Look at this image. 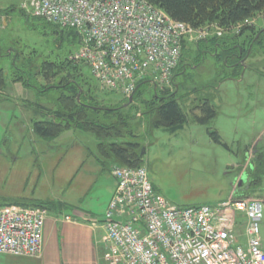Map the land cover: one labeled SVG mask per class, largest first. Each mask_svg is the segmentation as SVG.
<instances>
[{
	"label": "rangeland",
	"instance_id": "374dc122",
	"mask_svg": "<svg viewBox=\"0 0 264 264\" xmlns=\"http://www.w3.org/2000/svg\"><path fill=\"white\" fill-rule=\"evenodd\" d=\"M23 5L24 0H0L1 10L11 8L2 19L6 29L0 28L4 53L8 54L0 59V67L9 76L0 96V204L44 205L49 215L60 210L70 212L76 206L100 220L115 193L117 181L111 171L118 164L97 159L99 139L93 133L64 128L54 138L37 135L33 120L43 115L35 111L36 104L55 109L60 91L44 94L14 81L10 76L11 62L19 54L18 64H33L37 74L34 81L45 88H63L68 81L77 79L85 91L89 89L94 95V102L103 107L123 104L129 98L103 88L85 63L73 61L72 55L80 44L70 35L72 29L62 28L66 40L61 39L52 28L44 29L49 24L32 17ZM254 19L257 29L264 26L263 14ZM201 41L192 38L183 46L181 60L191 61L186 68L187 80L176 76L173 81L175 70L171 84L160 87L176 90L179 83L184 86L177 93L187 115L184 128L172 132L149 127L146 116H141L145 108L138 103L139 118L133 119L131 125L145 148L144 165L156 194L179 207L214 206L229 197L264 201V177L259 186L248 188L250 169L257 167L253 159L257 153H263L264 158V49H254L240 78L223 79L224 73L217 71L219 58H214L213 50L206 49ZM206 51L212 55H205L197 64L198 56H204ZM44 68L49 79L41 73ZM208 83L218 84L213 89L205 86ZM149 85L155 87L153 83ZM196 88L200 90L193 92ZM154 90L148 86L143 99L151 100ZM205 97L213 99L217 116L202 124L195 118L199 110L193 108ZM26 101L33 103L32 109ZM260 170V176L264 175V166ZM239 228L242 234L244 228ZM44 229L45 224L44 247H55L51 227ZM260 232L264 244V223Z\"/></svg>",
	"mask_w": 264,
	"mask_h": 264
},
{
	"label": "built area",
	"instance_id": "2783aa9c",
	"mask_svg": "<svg viewBox=\"0 0 264 264\" xmlns=\"http://www.w3.org/2000/svg\"><path fill=\"white\" fill-rule=\"evenodd\" d=\"M23 6L34 18L79 32L73 61L85 63L103 88L127 97L145 81L168 87L187 40L225 32L215 23L175 20L148 0H24ZM112 174L117 187L103 218L107 264H264V201L230 197L179 207L156 194L145 165H116ZM47 212L1 206L0 254L40 256Z\"/></svg>",
	"mask_w": 264,
	"mask_h": 264
},
{
	"label": "trees",
	"instance_id": "16d2710c",
	"mask_svg": "<svg viewBox=\"0 0 264 264\" xmlns=\"http://www.w3.org/2000/svg\"><path fill=\"white\" fill-rule=\"evenodd\" d=\"M148 1L162 8L173 19L189 23L194 27L215 23L225 29L222 36L214 35L211 38L201 41L205 43L203 46H206V49L210 50L211 48L213 50L215 53V57L213 55L214 58H219L220 65H218L217 71L220 70V72L222 71L224 73L223 79L240 78V74L244 69L242 61L247 55L251 56L250 54H252L255 48H264V32L256 36V23H247V20H252L260 14L264 15V0ZM10 11L11 8L0 9V28L2 26L4 27L3 17L10 14ZM49 25H44V29L50 27L56 36L66 40L62 29L52 24ZM238 25L242 26L237 28ZM69 33L76 41V32L70 30ZM4 42V38H0V59L7 58L4 56L8 55L4 53L6 51ZM6 42L13 44L9 40ZM208 52L210 53V51ZM208 52H204V56H198L197 64L205 59V55H212ZM19 56V54H16V59L11 62L12 72L10 76L14 81L21 82L25 87L33 88L44 94L52 90L60 91L56 98L58 107H55V109H51L45 104H36L38 110L35 111L37 113L40 112L43 117L33 120V131L41 137L54 138L64 128H76L93 133L99 139L97 150L100 157L98 159L111 160L114 165L143 166L145 162L144 156H141L142 143L137 140L139 139V134L131 125L133 119L139 118V112H136L139 109L138 103L143 104V108L145 109L141 112V116H143L142 118L146 116L149 127L151 128H164L176 132L184 128L187 122V115L181 107L179 97H177L178 90L181 89L182 85L180 83L176 91L170 88L154 87L149 85V81H145L139 85L132 102L127 99V102L123 104L119 103L103 107L94 102V95H92L89 89L85 91L83 85L77 79L68 81L63 88L59 86L45 88L37 84L34 81L37 78V74L33 72V69H36V67L29 62L18 64L17 57ZM192 56L194 57L193 54ZM188 60H181L177 67L178 72L176 69L174 73L173 81L178 76L181 78L185 76L187 80L186 68L191 63ZM71 64L72 68L77 69V65ZM49 66L52 67L50 63ZM4 70V68L0 67V96L8 85L9 76L6 77ZM46 71L44 68L41 73L44 74L45 78L49 79V76L45 73ZM217 84L208 83L205 86L214 89L217 87ZM148 86L152 87L153 90L155 89L151 100L143 99V93ZM182 87L184 86L182 85ZM199 90L196 88L193 92ZM200 101L201 103L194 107L193 111L199 110L200 113L194 112L195 118L198 122L205 124L217 116V109L213 104V99L205 97ZM26 102V106L32 109L33 103ZM134 109L135 111H133ZM213 135L216 136V139H219L216 133H213ZM262 155L263 153L254 155L255 158L253 160H256L257 167L255 169L253 168L254 170L250 169L248 188L251 186L257 187L263 181L264 175L260 176V167L264 166V158ZM241 194L243 195V193ZM43 203L47 205L53 204L51 202ZM21 205L30 206L22 203ZM32 206L45 207L44 205Z\"/></svg>",
	"mask_w": 264,
	"mask_h": 264
},
{
	"label": "crops",
	"instance_id": "0c3cea01",
	"mask_svg": "<svg viewBox=\"0 0 264 264\" xmlns=\"http://www.w3.org/2000/svg\"><path fill=\"white\" fill-rule=\"evenodd\" d=\"M98 157L100 156H97V159ZM113 196L114 193L111 199ZM10 203L16 202H3L0 207ZM48 215L44 223L45 229L51 227L50 232H54L51 234L55 236V247H44L43 239L40 256L21 257L0 254V264H107L103 218L100 220L92 218L89 213L76 206H73L70 212L60 210ZM262 246L264 249L263 243Z\"/></svg>",
	"mask_w": 264,
	"mask_h": 264
},
{
	"label": "flooded vegetation",
	"instance_id": "af4514ba",
	"mask_svg": "<svg viewBox=\"0 0 264 264\" xmlns=\"http://www.w3.org/2000/svg\"><path fill=\"white\" fill-rule=\"evenodd\" d=\"M264 32V26L263 27H261V28H259V29H257V31H256V36H259L260 34H262ZM239 45H241V44H239ZM247 46V45H246ZM251 48V47H250ZM249 48V49H250ZM248 49V50H249ZM262 49H264V48H262ZM248 53H250V52H248ZM251 55V54H250ZM251 56H246V58L242 61V64L244 65V69L246 68V65H248L247 64V61L249 60V58H250Z\"/></svg>",
	"mask_w": 264,
	"mask_h": 264
},
{
	"label": "water",
	"instance_id": "95a60500",
	"mask_svg": "<svg viewBox=\"0 0 264 264\" xmlns=\"http://www.w3.org/2000/svg\"><path fill=\"white\" fill-rule=\"evenodd\" d=\"M76 35L78 36V37H80V33L79 32H76ZM80 42H81V40H80ZM133 98H134V94L129 98V101L130 102H132L133 101ZM145 155V148L143 147L142 148V152H141V156H144ZM246 179V178H245ZM245 181V180H244ZM242 183H240V185H241Z\"/></svg>",
	"mask_w": 264,
	"mask_h": 264
}]
</instances>
